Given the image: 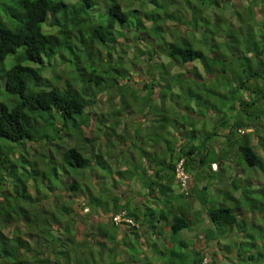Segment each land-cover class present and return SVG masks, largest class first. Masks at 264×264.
<instances>
[{
	"label": "trees",
	"instance_id": "trees-1",
	"mask_svg": "<svg viewBox=\"0 0 264 264\" xmlns=\"http://www.w3.org/2000/svg\"><path fill=\"white\" fill-rule=\"evenodd\" d=\"M239 1L0 0V264H202L170 247L196 202L226 264H264V0ZM55 58L70 79L44 75Z\"/></svg>",
	"mask_w": 264,
	"mask_h": 264
},
{
	"label": "rangeland",
	"instance_id": "rangeland-1",
	"mask_svg": "<svg viewBox=\"0 0 264 264\" xmlns=\"http://www.w3.org/2000/svg\"><path fill=\"white\" fill-rule=\"evenodd\" d=\"M236 1H238V5L241 4V1H239V0H236ZM3 14H4V18H6L5 12H3ZM43 29H46L47 31L50 30L47 22L43 25ZM132 53H133V50L131 49L130 55ZM13 58H14V55H9L2 63H0V100L5 101L9 105H11L14 102L16 97L14 95H11L9 92L6 91V89L4 88V81H3L1 76L10 66L13 65V63H14ZM25 63L30 64V65H34V66H40V64H34L31 62H25ZM52 64H55V67L53 65L49 66L48 64H46V69L44 70V75L46 77L50 78V77L59 75L61 82L65 81L67 79H70V76L68 74L72 71L71 62L65 63V62L60 61V58H55L53 60ZM194 66L200 67L201 65L199 63H196ZM134 78H135L134 80L140 79L137 75H134ZM175 98L176 97H173V100ZM105 99H106V94L105 93L100 94V100L97 103V110L104 111L105 113H107L108 110L111 108V104H108ZM128 114H130V113L127 112L123 115V117H122L123 122L121 123V125H119V131L122 129V130H126L128 132V135L122 139L123 143L121 146H123V148H124V155H122V156L125 159L131 160V159L135 158L137 160L138 154L135 153V152H137L136 149L135 148L131 149V146H132L131 142H132V140H134L136 138L137 127H134L132 124H128V127H126L125 121H129L126 119L128 116H130V118L138 125L139 119L144 120V118L142 117V114H138L137 112H133L130 115H128ZM61 125L62 124H59V126H61ZM142 125H144V123H142ZM146 132L147 131L144 130V132L142 134H144V133L146 134ZM213 140H216V137H214ZM74 142H75V140L71 138L70 143L74 144ZM226 145H227L226 143L222 144L223 147H226ZM35 147H37V145ZM106 149L104 151H106ZM225 150H226V148H225ZM259 150L262 152V155H264V149L261 150V148H259ZM130 153L131 154L133 153V154L131 155ZM18 155H19L18 153H16V154L14 153V157H18ZM109 161H112V160L110 159ZM224 164H228V163H223V165ZM133 165L136 166L137 162H134ZM229 166L231 167V169L229 171L230 174L237 175V176L240 175V173L245 174L242 170V166L244 168H246V166H244L243 164L238 165L237 162L233 161ZM217 167L219 168V164L217 165ZM212 168L214 169V166H212ZM97 170H98V167L96 168V171ZM133 170L135 171V173H133L134 175H132V172H130L131 173L130 176H132V178L129 181V183L127 184V181H125L124 183L120 184V186H121L120 188H125V190H128L130 192V194L133 193V196H134V194L141 189V185H142L141 182H143V181H140L141 179H139V178H142V175L140 174V170H138V169H133ZM95 180L97 181L98 179L95 178ZM95 180H94L95 190H97L99 185H98V182H96ZM112 180H113L112 177L108 178L109 183ZM123 180H126V177H124ZM253 182L255 183V186L258 184H264V177L261 176L259 179L256 178ZM142 188L145 190L144 187H142ZM94 193H96V192H94ZM229 204H231V203H229ZM230 206H232V205H230ZM201 211H203L201 209V204L196 202L193 205L192 211L187 213L191 219V227L186 228L185 230H182L181 232H179L177 235V238H176V243L173 245V242H170V247L180 249V250L182 249V251L188 253L189 256H193V254H194L191 252L192 246H195L198 249L206 247L204 249L206 251L211 250L212 245L211 246L210 245L205 246V244L202 243V241H201V240H204V234L208 233L207 226L209 225V223L206 222L207 219H204V217H202L204 215L206 217H208L206 212L201 214ZM250 218L255 219L254 216H252ZM245 219H247V218H245ZM211 224H213V223L211 222ZM227 227L228 226H223L224 230L226 229L228 231L229 228H227ZM233 234H236V232L234 231ZM177 239L179 240V242L183 241L185 243V245H187V246L181 247V245H179L177 243ZM211 242L215 243L214 241H211ZM180 244H181V242H180ZM223 246H224V244H223ZM218 248H220V246L216 245V249H218ZM223 255H224V253L222 254V252H221V253H219V255L214 256V259H216V261L211 260V264L225 263L226 260H224L225 258ZM231 257H232V254H231ZM142 262L145 264H153L151 262H157V261L153 260V259H148V260H144Z\"/></svg>",
	"mask_w": 264,
	"mask_h": 264
},
{
	"label": "clouds",
	"instance_id": "clouds-1",
	"mask_svg": "<svg viewBox=\"0 0 264 264\" xmlns=\"http://www.w3.org/2000/svg\"><path fill=\"white\" fill-rule=\"evenodd\" d=\"M200 68V67H199ZM201 70V69H200ZM241 132H243L242 130H241ZM221 139L223 140L224 138H222L221 137ZM32 151L33 150H31V153H32ZM15 154L16 153H18V150L16 149V152H14ZM14 156V155H13ZM17 158V157H16ZM180 162H182V161H180ZM180 164V163H179ZM219 163H214L212 166H214V169H217L218 167H217V165H218ZM87 211V209H85V212ZM120 216V220L119 221H116L115 220V217L116 216ZM242 216H240V218H241ZM208 218V217H207ZM112 220L113 221H115V222H120V221H125V222H130L131 224H135V225H137L135 222H134V220L132 219V218H130V217H123V216H121L120 214H115V215H113L112 216ZM209 220V219H208ZM210 222V221H209ZM209 228H213V224H209ZM208 229V228H207ZM236 232V234H233V232ZM232 237L233 238H236V239H238V238H240L241 236H238L239 235V230H238V228L237 227H235L233 230H232ZM218 241V240H217ZM222 241H224V243L225 242H228L229 241V239H226V240H222ZM215 247H216V245H218V244H213ZM187 246V245H186ZM205 246H207V245H205ZM220 246V245H219ZM195 247V246H194ZM206 247H204V248H196V249H198V250H200L201 251V254H202V256H203V259H202V264H208V263H211V260H215L216 261V259H214V256H216V255H219V253H221L220 252V250H219V248L218 249H216V252H218V253H216V254H214V253H211V252H209V250H207V252H206V250L204 251V249H205ZM203 249V250H202ZM209 252V253H208ZM219 257V256H218ZM225 260V259H224ZM218 264V263H217ZM222 264H226V262L225 263H222Z\"/></svg>",
	"mask_w": 264,
	"mask_h": 264
},
{
	"label": "crops",
	"instance_id": "crops-1",
	"mask_svg": "<svg viewBox=\"0 0 264 264\" xmlns=\"http://www.w3.org/2000/svg\"><path fill=\"white\" fill-rule=\"evenodd\" d=\"M203 217H204V219H207L206 222L210 224L208 218H207L205 215H204ZM207 228H209V225L207 226ZM201 241H202V243H204L205 245H210V246L212 245L211 250H209V252L214 253V254H216V253H218V252H216V247L213 245L214 243H212L211 241H214L215 244H218V245H223V244H225L224 241L209 240V239L207 238V235H206V234H204V240H201ZM202 250H203V249H202ZM204 251H205V250H204ZM206 252H207V251H206Z\"/></svg>",
	"mask_w": 264,
	"mask_h": 264
},
{
	"label": "built area",
	"instance_id": "built-area-1",
	"mask_svg": "<svg viewBox=\"0 0 264 264\" xmlns=\"http://www.w3.org/2000/svg\"><path fill=\"white\" fill-rule=\"evenodd\" d=\"M181 163H182V162H180V164H179V166H178V169H177V170H178V176L181 177V178H183V181H185V179L187 178V176H186V174L183 172L182 168L180 167ZM120 219H121V218H120V216H118V215L115 217V220H116V221H119Z\"/></svg>",
	"mask_w": 264,
	"mask_h": 264
}]
</instances>
